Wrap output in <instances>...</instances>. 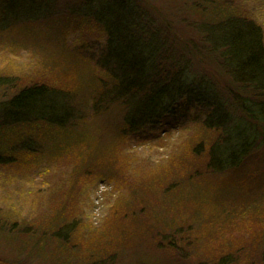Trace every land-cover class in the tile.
<instances>
[{
    "label": "rangeland",
    "instance_id": "rangeland-1",
    "mask_svg": "<svg viewBox=\"0 0 264 264\" xmlns=\"http://www.w3.org/2000/svg\"><path fill=\"white\" fill-rule=\"evenodd\" d=\"M82 1L0 0V77L10 82L0 86V264H207L224 255L264 264V230L245 248L264 227V196L254 197L264 188L252 193L229 171L207 168L209 146L225 137L205 128L199 102L167 100L131 124L101 67L105 30L78 11ZM140 1L155 25L195 45L193 0ZM227 3L262 28L264 41V0ZM207 61H190L191 79L210 83L235 117L228 78ZM25 85L60 92L57 106L72 116L53 127L5 118L1 107ZM152 215L180 225L150 230ZM178 236L187 239L186 261L170 248Z\"/></svg>",
    "mask_w": 264,
    "mask_h": 264
},
{
    "label": "trees",
    "instance_id": "trees-1",
    "mask_svg": "<svg viewBox=\"0 0 264 264\" xmlns=\"http://www.w3.org/2000/svg\"><path fill=\"white\" fill-rule=\"evenodd\" d=\"M5 6L7 8V4ZM191 6L199 11V20L196 23L199 33L195 45L181 40L174 31L167 29L168 26L155 25L151 20L153 18L144 15L145 9L140 0H83L78 11L86 13V16L105 30L107 45L101 59V67L109 73L114 93L120 95L130 106L131 124L140 123L148 114L159 112L167 100L185 98L199 102L206 109L203 121L205 128L219 132L225 137L218 142L213 141L209 146L206 153L207 168L229 171L232 176L237 177L238 184L248 186L251 192L257 188L263 189L262 28L251 19L236 15L233 12L236 6L229 5L227 0H193ZM201 58L213 61L217 69L226 74L228 80L226 79L222 86L238 108L235 117L228 112L223 96L219 97L210 83L191 79L188 64L192 59ZM9 83L0 77V86ZM212 83L213 86L217 85ZM58 93L60 92L45 85H25L5 101L1 112L5 118L16 123L22 120L19 123L31 121L43 122L52 127L63 126L72 113L66 108L62 109V106H57L58 100L56 98L55 101V97ZM45 108H52L53 114L38 112ZM228 119H232V123L228 124ZM15 128H11V132L14 139L18 140ZM13 140L11 145L15 142ZM262 196L264 191L261 195L254 193V197ZM256 208L257 212H260V208ZM255 215L256 212L251 217L252 223L261 224L253 220ZM166 218L168 217L165 215H157L155 221L153 215L150 216L152 221L149 229L168 230L180 225L179 217ZM256 228L252 230L250 223L248 224V229L252 230V240L250 238L245 242V248L250 246H247V242H259L264 227L259 225V228ZM259 233L260 237H256ZM44 239L45 232L40 236V241ZM171 242H175L170 245L171 249H186L183 244L186 245L187 239L183 236H178V240ZM185 259L186 256L182 253L181 260L186 261ZM257 260L250 259L247 263L256 264ZM259 261L263 263L260 257ZM239 263L238 257L224 255L214 263L207 264Z\"/></svg>",
    "mask_w": 264,
    "mask_h": 264
}]
</instances>
